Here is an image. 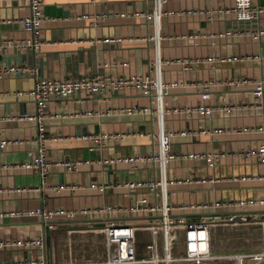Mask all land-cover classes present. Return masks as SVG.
Returning <instances> with one entry per match:
<instances>
[{
	"label": "crops",
	"instance_id": "0c3cea01",
	"mask_svg": "<svg viewBox=\"0 0 264 264\" xmlns=\"http://www.w3.org/2000/svg\"><path fill=\"white\" fill-rule=\"evenodd\" d=\"M235 0H45L40 27L41 44L0 47V64L30 63L37 73H12L0 76V139L18 142L0 147V162L20 163L28 149L36 150L34 138L39 128L36 119H20L22 111L36 110L35 98L19 90L33 87L37 75L69 77L97 73L128 74L157 72L164 81L177 85L165 95L168 106L205 101L219 106L211 113L192 114L167 111L164 124L175 130L170 137V151L214 150L224 154L214 165L206 158H171L166 164L170 180L167 199L171 203L215 200H241L264 197V160L246 157L241 150L264 142V131L257 128L264 115L263 101L254 94V78L264 76V37L252 38L233 30L253 22L240 20L228 9ZM264 3V0H255ZM215 7L213 19L204 8ZM158 14L147 16V11ZM29 0H0V41L32 35L16 18L29 13ZM106 12L99 21L92 14ZM121 12H125L122 14ZM87 16H85V15ZM10 19V20H8ZM264 24V11L260 17ZM198 58L190 67L178 59ZM151 60H159L156 70ZM241 79H246L239 82ZM210 80V96L202 97L198 82ZM150 96L136 86L111 90L106 94L77 91L71 96H54L46 106L47 152L51 157H83L87 161L78 170L52 166L42 188L38 170L26 166L0 168V258L28 257L30 264H104L105 234L100 228L109 219L141 223L140 236L152 220L148 211L134 213L53 217L56 227H47L38 215H27L25 208L95 206L105 203L131 205L145 198L161 201L146 185L129 188L124 181L142 180L160 173L152 161L142 160L134 167L123 160L104 161L121 154H147L158 148L149 132L157 127L156 116L149 112L107 111L130 104H146ZM233 105L227 109L222 105ZM55 111L62 112L54 114ZM247 127V128H245ZM189 130L181 133L180 130ZM126 132L98 145L82 137L83 133ZM35 154V153H34ZM110 183L102 188L95 184ZM50 184H64L57 190ZM17 186L31 188L15 189ZM257 209L262 205L221 204L208 209H172L175 217L194 219L205 213L226 214L234 210ZM13 211V212H10ZM45 229V244L26 245L17 240L37 235ZM145 238V237H144ZM236 247L217 250L234 252L258 249ZM250 264V263H249Z\"/></svg>",
	"mask_w": 264,
	"mask_h": 264
},
{
	"label": "built area",
	"instance_id": "2783aa9c",
	"mask_svg": "<svg viewBox=\"0 0 264 264\" xmlns=\"http://www.w3.org/2000/svg\"><path fill=\"white\" fill-rule=\"evenodd\" d=\"M45 0H29V13L16 18L18 24L26 29L31 30L32 35L23 36L12 39H4L0 41V47L10 43L21 47H37L41 44L40 27L44 19L43 6ZM228 9L235 13L240 20L253 22L251 25L242 29L233 30L239 34H248L252 38L260 39L264 37V24L261 23L260 17L264 11V3L255 0H235ZM201 11L205 12L211 20L217 11L215 7L204 8ZM124 14L125 12H121ZM156 16L158 10L147 11L146 15ZM85 15V14H84ZM87 16V15H85ZM106 16V12L96 13L90 16L93 22H98L100 18ZM10 20V19H8ZM260 56H264V53ZM184 67H190L193 61L198 58L180 57L178 58ZM151 68L159 69L160 61L151 60ZM37 66L30 63H7L0 64V76L10 75L12 73H37ZM246 79H241L243 82ZM255 84L254 94L258 98V104L263 101L264 94V76L254 78ZM175 80L164 81L157 72L153 74L133 73L114 74V73H97L90 75L69 76L64 78L39 76L35 78L34 85L29 90H19L17 93H26L32 95L36 100V110L22 111L15 115L20 119L33 118L37 120L38 134L34 138L37 144L36 150L28 149V157L20 163L0 162V168L10 166H26L32 167L39 171L41 175V183L35 188H42L46 185L48 173L52 166H62L68 170H78L80 165L87 161L83 157H51L47 152L46 140L48 135L45 127V116L47 115L46 106L54 96H71L77 91H86L89 94H106L111 90H117L127 86H136L150 96V102L146 104H130L114 108H108L107 111H122L127 113L132 112H149L156 116L157 127L152 129L149 134L157 139L158 148L153 149L150 153L142 154H121L117 157L104 158V161L123 160L130 165L137 167L138 162L142 160L152 161L159 168L160 173H156L150 178L142 180H126L124 183L131 189H135L138 185H146L153 190L156 197L161 198V201H147L145 198L131 205L105 203L101 205L88 206L82 205L78 207H46L37 205L35 207L25 208L21 211L27 215H38L45 220L47 227H56L53 217L59 214L69 216L75 215H96L101 213L111 214L114 211L123 212H150L152 220L145 225L147 234L143 241V250L138 247V231L142 228L141 223L129 222L124 220L109 219L104 221L100 228L105 234L106 239V254L104 264H245V261L252 259L259 261L251 264H264V242L258 249L234 251V252H219L212 248L213 230L218 225L227 223L238 224L247 223L258 217H263L264 211L257 209L234 210L226 214L220 212L205 213L201 216L190 219L185 217H175L171 210L179 209H208L209 207H218L221 204H235L238 206L245 205H262L264 206V197H248L241 200H215L209 201H192L171 203L167 199V184L170 180L166 173L167 161L171 158H206L208 164L214 165L216 161L224 154L223 151L214 150H181L177 152L170 151V137L175 133V130L167 128L164 124V115L167 111H176L179 113L192 114L195 111L200 113H211L219 106L201 101L195 104H177L168 106L165 95L171 87L177 85ZM211 81L206 80L198 82L196 85L202 87V97L206 99L210 96ZM223 107L230 109L233 105L224 104ZM62 112L55 111L54 114ZM247 128V127H245ZM257 128L264 131V115L261 124ZM189 130H180L181 133H187ZM126 132H92L83 133L81 136L95 142L98 145L105 143L106 139L112 137H123ZM17 138H1L0 147H5L9 143L18 142ZM35 153V154H34ZM246 157L257 155L264 160V142L259 145L246 148L240 151ZM105 188L110 186V183L95 184ZM52 188L57 190L64 187V184H50ZM31 188L29 186H17L15 189ZM13 212V211H10ZM7 211H0V217L7 214ZM18 243L26 245L45 244V229L37 235L26 237L17 240ZM5 241L0 240V245ZM32 259L28 257H18L14 259L0 258V264H30Z\"/></svg>",
	"mask_w": 264,
	"mask_h": 264
},
{
	"label": "rangeland",
	"instance_id": "374dc122",
	"mask_svg": "<svg viewBox=\"0 0 264 264\" xmlns=\"http://www.w3.org/2000/svg\"><path fill=\"white\" fill-rule=\"evenodd\" d=\"M145 232L140 239H144ZM264 242V219L258 217L247 223L223 224L214 228L212 248L214 250L234 249L236 247H258ZM225 263L221 261L220 264ZM178 264V263H176Z\"/></svg>",
	"mask_w": 264,
	"mask_h": 264
},
{
	"label": "water",
	"instance_id": "95a60500",
	"mask_svg": "<svg viewBox=\"0 0 264 264\" xmlns=\"http://www.w3.org/2000/svg\"><path fill=\"white\" fill-rule=\"evenodd\" d=\"M257 262H259V261H253L252 259H248L245 261V264L257 263Z\"/></svg>",
	"mask_w": 264,
	"mask_h": 264
}]
</instances>
